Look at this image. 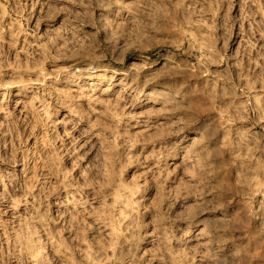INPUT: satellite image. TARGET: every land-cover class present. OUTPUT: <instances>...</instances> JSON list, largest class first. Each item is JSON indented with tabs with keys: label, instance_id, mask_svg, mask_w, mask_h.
<instances>
[{
	"label": "rangeland",
	"instance_id": "374dc122",
	"mask_svg": "<svg viewBox=\"0 0 264 264\" xmlns=\"http://www.w3.org/2000/svg\"><path fill=\"white\" fill-rule=\"evenodd\" d=\"M263 156L264 0H0V264H264Z\"/></svg>",
	"mask_w": 264,
	"mask_h": 264
},
{
	"label": "bare ground",
	"instance_id": "6f19581e",
	"mask_svg": "<svg viewBox=\"0 0 264 264\" xmlns=\"http://www.w3.org/2000/svg\"><path fill=\"white\" fill-rule=\"evenodd\" d=\"M200 47H202V45H199ZM218 152V154H215L213 157H214V159H215V163L217 164V165H221V164H226V163H228L227 162V157H226V155L224 154V152L223 151H221V153L219 152V150L217 151ZM216 152V153H217ZM264 157V156H263ZM261 173L264 175V168L261 170ZM215 178H220V180H227V175H215ZM264 185V183H261V184H259L258 183V189L261 187V186H263ZM261 193H263V195H264V191L262 192V190H261Z\"/></svg>",
	"mask_w": 264,
	"mask_h": 264
}]
</instances>
